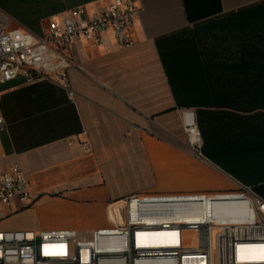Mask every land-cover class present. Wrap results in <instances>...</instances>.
I'll return each instance as SVG.
<instances>
[{"label": "crops", "instance_id": "crops-1", "mask_svg": "<svg viewBox=\"0 0 264 264\" xmlns=\"http://www.w3.org/2000/svg\"><path fill=\"white\" fill-rule=\"evenodd\" d=\"M133 1V48L110 37L71 51L80 65L69 73L73 100L50 81L0 85V173L19 163L36 197L30 208L3 207L0 230L89 231L110 204L133 196L244 186L264 198V0ZM111 2L0 0V10L43 36L64 13ZM184 112L207 161L184 144Z\"/></svg>", "mask_w": 264, "mask_h": 264}, {"label": "built area", "instance_id": "built-area-1", "mask_svg": "<svg viewBox=\"0 0 264 264\" xmlns=\"http://www.w3.org/2000/svg\"><path fill=\"white\" fill-rule=\"evenodd\" d=\"M140 7L133 0H112L108 7L70 10L35 35L0 10V85L22 78L28 85L50 81L69 91V73L80 68L71 56L75 45H104L112 37L120 48L136 45ZM1 102V97H0ZM185 146L207 161L193 113H183ZM6 121L0 109V145ZM86 152L92 150L86 145ZM36 197L19 163L0 173L3 207ZM112 228L96 230L89 242L74 229L0 230V264H264V198L253 188L218 195L133 196L108 207ZM195 233L199 246H188Z\"/></svg>", "mask_w": 264, "mask_h": 264}, {"label": "rangeland", "instance_id": "rangeland-1", "mask_svg": "<svg viewBox=\"0 0 264 264\" xmlns=\"http://www.w3.org/2000/svg\"><path fill=\"white\" fill-rule=\"evenodd\" d=\"M86 226H88L89 228L93 227V229L89 230V231H84L81 233L79 232L82 241H85V242L90 241L93 233L96 230L101 229V228H112L113 227L111 220L109 219V217L106 214L102 215L100 220L99 219L96 221L94 220V222L89 223L88 225L85 224V228H86ZM15 231H34V230L22 229V230H15ZM35 232H38V231H35ZM186 241H187L188 246H190L191 248H196L199 246V237L195 233H191V234L187 235Z\"/></svg>", "mask_w": 264, "mask_h": 264}]
</instances>
